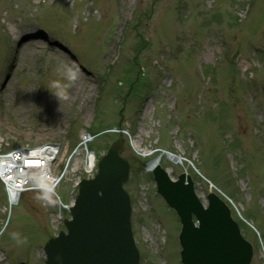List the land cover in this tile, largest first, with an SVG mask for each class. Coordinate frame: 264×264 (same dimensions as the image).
<instances>
[{"label": "rangeland", "instance_id": "rangeland-1", "mask_svg": "<svg viewBox=\"0 0 264 264\" xmlns=\"http://www.w3.org/2000/svg\"><path fill=\"white\" fill-rule=\"evenodd\" d=\"M248 1L0 0V150L60 142L52 168L66 170L57 193L69 204L91 176L80 155L68 163L82 131L120 124L140 264H182L179 220L148 169L163 151L201 199L213 186L231 199L249 264H264V0L239 21ZM118 137L88 146L98 158ZM68 216L38 190L10 208L0 180V264H46L42 245Z\"/></svg>", "mask_w": 264, "mask_h": 264}, {"label": "water", "instance_id": "water-1", "mask_svg": "<svg viewBox=\"0 0 264 264\" xmlns=\"http://www.w3.org/2000/svg\"><path fill=\"white\" fill-rule=\"evenodd\" d=\"M121 148L122 140L114 141L101 157L96 176L79 183L72 218L64 221L67 233L60 231L44 245L49 264H138L128 196L121 188L128 174V163L119 156ZM153 175L158 193L180 218L183 264H249L252 245L215 193L207 194L204 206L189 174L173 180L156 165Z\"/></svg>", "mask_w": 264, "mask_h": 264}, {"label": "bare ground", "instance_id": "bare-ground-1", "mask_svg": "<svg viewBox=\"0 0 264 264\" xmlns=\"http://www.w3.org/2000/svg\"><path fill=\"white\" fill-rule=\"evenodd\" d=\"M36 42L34 40H30V41H26V42H22L20 45H19V48L22 52H32L33 49H34V46H35ZM87 142V141H86ZM165 155L168 159L172 160V161H177L178 160V156L176 154H172V153H168V152H164L162 154H158V155H155L148 163V169H153V167H155V165L159 164L161 162V159H162V155ZM14 155L15 154H11L10 157L8 156H2L0 157V160L2 162H4L5 160L9 159V162H12V160L14 159ZM51 155H48V158L51 160V163H52V160L55 158V156H51ZM90 157V160L87 161L86 159V162H85V167L88 171H91L93 169V166L94 164L96 165V159H95V156L93 155L91 157V155L89 156ZM92 159V160H91ZM76 167L78 168L79 164H75ZM2 167H4V165H2ZM95 167V166H94ZM46 169V168H45ZM47 170V169H46ZM37 171H39V169L37 168H29L27 169L26 173L29 174L30 176H37ZM6 175V174H5ZM4 175V176H5ZM22 192H18V190H12L10 191V193H8L7 195V205H9L10 207L14 206L15 204L18 203L19 199H20V196H21Z\"/></svg>", "mask_w": 264, "mask_h": 264}, {"label": "trees", "instance_id": "trees-1", "mask_svg": "<svg viewBox=\"0 0 264 264\" xmlns=\"http://www.w3.org/2000/svg\"><path fill=\"white\" fill-rule=\"evenodd\" d=\"M135 90L133 89V92H134Z\"/></svg>", "mask_w": 264, "mask_h": 264}]
</instances>
